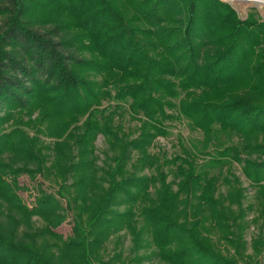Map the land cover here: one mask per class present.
I'll return each instance as SVG.
<instances>
[{
  "label": "trees",
  "instance_id": "obj_1",
  "mask_svg": "<svg viewBox=\"0 0 264 264\" xmlns=\"http://www.w3.org/2000/svg\"><path fill=\"white\" fill-rule=\"evenodd\" d=\"M0 18V264H116L101 251L123 230L165 264H261L264 20L222 0H0ZM177 120L203 138L165 160L174 189L151 148ZM234 163L256 189L247 209L224 179ZM24 175L52 177L55 195L28 206Z\"/></svg>",
  "mask_w": 264,
  "mask_h": 264
},
{
  "label": "rangeland",
  "instance_id": "obj_2",
  "mask_svg": "<svg viewBox=\"0 0 264 264\" xmlns=\"http://www.w3.org/2000/svg\"><path fill=\"white\" fill-rule=\"evenodd\" d=\"M226 3H229L237 10L240 17L242 19H246L249 14H255L258 19L264 20V0H222ZM262 2V3H261ZM2 25V19L0 18V27ZM178 102V101H177ZM114 105V102H110ZM109 102L105 103V107L108 106ZM123 116V124L125 126V130L130 132L131 134H136L137 129L139 127V122L131 119V116L127 113L128 105H123V108L119 110ZM170 134L167 137H159L155 142L153 147L151 148V152L158 154L162 158V164L164 171L169 173L168 181L172 182L174 189H176L175 182L179 180L175 178V174L173 173L174 166L173 164H166L165 160L173 159L176 155L181 153V145L182 143L186 146H189L192 143H199L203 136L201 132L193 131L187 125L186 120H177L172 122L171 128L169 129ZM31 134L32 131H29ZM137 136V135H136ZM47 142H50L48 139ZM96 156L98 157V164L100 167H103L106 154L108 152L107 143L102 135L98 136L96 142ZM136 158V156H135ZM209 159V156L205 154H201L199 158V163H202ZM148 170L146 173H152ZM224 179L226 177L234 179L237 176L240 179L239 185L244 189L245 198L243 199L244 208H249V205L252 203H256V194L254 187L250 185V183L245 179L242 174L241 165L239 163H234V165L229 168V165L224 169ZM19 185L22 190L18 191V194L22 197L25 204L30 207L35 205L36 197L40 194V191H44L48 194H54L57 190L56 182L52 177H42L38 175L36 179H31L27 175L20 177ZM227 183L223 180V183L219 185V192H226ZM61 205L63 208L66 207V201L61 200ZM118 210L123 211L124 206L118 208ZM66 221L55 231L62 235L65 239L72 235V215L69 211H66ZM255 216V211L247 210V218L246 220L251 221ZM35 227H43L44 224L42 221L35 217ZM258 233V226L251 223V227L246 232V238L248 243H251V239ZM102 253V259L104 261H111L116 255H120L121 258L116 264H138V260L142 262V264H165L162 260L159 259L157 255H155V248L150 246L140 251H134V242L133 237L129 234L128 231L123 230L119 234L113 235L110 239L104 244ZM251 253V249L248 251ZM261 264H264V253L262 256Z\"/></svg>",
  "mask_w": 264,
  "mask_h": 264
},
{
  "label": "bare ground",
  "instance_id": "obj_3",
  "mask_svg": "<svg viewBox=\"0 0 264 264\" xmlns=\"http://www.w3.org/2000/svg\"><path fill=\"white\" fill-rule=\"evenodd\" d=\"M262 3V2H261Z\"/></svg>",
  "mask_w": 264,
  "mask_h": 264
}]
</instances>
